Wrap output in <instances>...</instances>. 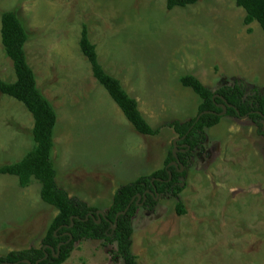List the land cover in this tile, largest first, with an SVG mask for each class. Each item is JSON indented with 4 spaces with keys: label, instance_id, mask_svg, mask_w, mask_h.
<instances>
[{
    "label": "rangeland",
    "instance_id": "1",
    "mask_svg": "<svg viewBox=\"0 0 264 264\" xmlns=\"http://www.w3.org/2000/svg\"><path fill=\"white\" fill-rule=\"evenodd\" d=\"M6 10L25 29L27 63L56 114V185L103 214L119 186L163 166L178 138L169 123L195 116L200 99L181 75L210 90L238 81L245 95L264 88V35L256 21L243 23L234 0L171 9L165 0H0V14ZM82 25L103 70L156 134L136 132L92 76L78 47ZM0 79L15 80L1 41ZM259 123L223 114L190 152L178 195H158L152 208L137 204L130 236L136 264H264V117ZM32 125L23 104L0 93V165L31 148ZM177 201L184 214L175 212ZM55 214L37 180L20 187L15 176L0 174V256L39 247ZM62 264L123 262L115 242L82 239Z\"/></svg>",
    "mask_w": 264,
    "mask_h": 264
},
{
    "label": "trees",
    "instance_id": "2",
    "mask_svg": "<svg viewBox=\"0 0 264 264\" xmlns=\"http://www.w3.org/2000/svg\"><path fill=\"white\" fill-rule=\"evenodd\" d=\"M196 1L165 0V6L171 9ZM234 2L244 10L243 23L247 25L256 21L264 35V0ZM26 40L27 34L15 11L1 12L0 41L6 56L12 62L15 80L0 79V93L22 103L30 112L33 119V143L20 159L1 164L0 174L15 176L20 187H26L31 178L37 180L40 199L53 206L56 214L50 221L39 247L11 250L0 256V264H26L22 259L29 260L31 264L38 260V264H62L69 257L74 243L82 239L101 240L104 245L115 242L116 254L121 257L123 264H136L130 249V236L133 230L131 220L137 204L142 203L145 207L152 208L156 204V194L177 196L184 186L178 177L184 176V172L178 170L179 165L170 164L175 157L171 150H168L162 167L148 175L138 176L114 191L104 215L96 214V207L68 196L65 190L56 185L50 155L56 114L49 101L36 87L35 76L27 63L24 51ZM78 47L90 65L92 76L106 90L134 130L143 135L156 134L158 127L152 128L146 122L138 110L136 100L126 93L117 78L106 73L99 64L95 45L90 42L85 25L81 26ZM179 81L200 99L195 116L183 122L175 120L168 125L180 138L179 144L183 145L175 152L178 163L182 166H187L190 152L204 140L205 129L219 122L222 116L221 104L225 105L224 115L227 116L247 115L256 124L264 117V88H252V94L245 95L244 87L239 81L230 86L221 85L215 90H210L191 74L181 75ZM137 194L140 195L139 200ZM128 204L125 214L119 215L115 221L116 213L124 210ZM175 212L178 215L185 213L181 201L175 203ZM114 222L115 227L112 229ZM44 254H47L46 258H43Z\"/></svg>",
    "mask_w": 264,
    "mask_h": 264
},
{
    "label": "water",
    "instance_id": "3",
    "mask_svg": "<svg viewBox=\"0 0 264 264\" xmlns=\"http://www.w3.org/2000/svg\"><path fill=\"white\" fill-rule=\"evenodd\" d=\"M220 106L222 107L221 115H223V114L225 113V105H224V104H221ZM244 116H245V115H243V117H244ZM179 139H180V138H176V139L173 140V146H174V147H173V149L171 150V152H172L173 156L175 157V160L172 161V162H170V164H172V165H174V166H178V165H179L178 170H179V171H182L183 166H182L180 163H178V159H177V157H176V153H175V145H176V141L179 140ZM169 175H170V174H169ZM169 177H170V176H169ZM147 192L151 194V192H149V191H147ZM157 196H158V194L154 195V199H156ZM139 198H140V195L137 194V200H139ZM133 199H134V197L131 199V202L133 201ZM137 200H136V201H137ZM129 204H130V203H129ZM129 204L125 207L124 210L119 211V212L116 213V215H115V221H116V218H117L119 215H123V214H125V212L127 211L128 207H129ZM96 214L104 215L103 212L100 211V210H97V211H96ZM71 224H72V223H70V225H71ZM111 227H112V229H114V227H115V222L112 224ZM57 252H58V247H57ZM55 255H57V254H55ZM46 257H47V254H44V257H43V258H46ZM22 262H24V263H26V264H31V262H30L29 260H27V259H22ZM38 262H39V260L36 261L35 264H38Z\"/></svg>",
    "mask_w": 264,
    "mask_h": 264
},
{
    "label": "flooded vegetation",
    "instance_id": "4",
    "mask_svg": "<svg viewBox=\"0 0 264 264\" xmlns=\"http://www.w3.org/2000/svg\"><path fill=\"white\" fill-rule=\"evenodd\" d=\"M240 117H243V115L242 116H240ZM205 139V138H204ZM202 143V142H201ZM186 149H188V148H186ZM181 177H178V179H180Z\"/></svg>",
    "mask_w": 264,
    "mask_h": 264
},
{
    "label": "crops",
    "instance_id": "5",
    "mask_svg": "<svg viewBox=\"0 0 264 264\" xmlns=\"http://www.w3.org/2000/svg\"><path fill=\"white\" fill-rule=\"evenodd\" d=\"M111 201V200H110Z\"/></svg>",
    "mask_w": 264,
    "mask_h": 264
}]
</instances>
